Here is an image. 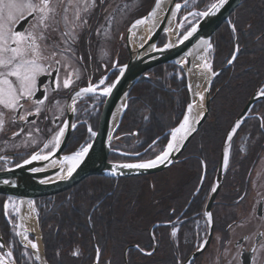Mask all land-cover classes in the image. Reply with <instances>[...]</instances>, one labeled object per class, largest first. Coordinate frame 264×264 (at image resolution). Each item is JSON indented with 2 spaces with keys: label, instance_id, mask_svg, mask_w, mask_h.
<instances>
[{
  "label": "flooded vegetation",
  "instance_id": "obj_1",
  "mask_svg": "<svg viewBox=\"0 0 264 264\" xmlns=\"http://www.w3.org/2000/svg\"><path fill=\"white\" fill-rule=\"evenodd\" d=\"M186 1L189 0H177L181 3L179 21L186 15L183 13ZM198 1H200L198 5L202 6L204 1L208 0ZM153 3L154 0H52L51 7L54 12L47 21V29L40 30L43 32L44 39L38 40L42 54L49 58L43 62L44 67L48 68V73L41 74L37 78L34 96L22 101L23 108L17 111L5 109L0 105V114H2L0 120L3 121V129L0 130V169L16 165L35 152H39L40 155L48 154L53 150L49 141L56 137L61 128L65 129L68 122L71 124V130L61 151L63 156L76 151L91 139V129L85 131L83 128L89 123H94V127L97 128L104 101L103 93L108 88L106 85L114 80L120 67L128 59L127 31L139 18L147 14ZM32 20L33 18L29 16L18 23V30L29 29ZM229 27L232 29V26ZM164 42L165 36L160 37L157 46H161ZM237 50L236 36H234L233 53L224 67L212 69V72L216 73L215 77L223 68L231 66L237 57ZM54 52L56 56L52 59ZM49 65H51L50 68ZM11 79L14 80V78ZM65 79L71 81L68 88L63 86ZM90 86L94 91H82ZM261 90H264V81L255 90L261 98L251 106L247 117L228 147V164L227 167L223 166L221 184L209 211L205 209L212 189L215 187V177L223 144L210 184L207 188L205 187L207 193L203 201L197 205L192 206V200L200 192L203 195L202 185L207 175V166L202 158L199 159V182L192 191L191 197L178 211H176L179 208L178 204L173 202L182 193L186 194L185 186L194 182L198 175L197 169L188 167L190 160L198 159L197 155L191 153L193 149L188 147L193 137L177 162L162 171L163 175H167L178 167L181 171L183 169L190 172L192 179L190 178L178 187L175 192H168L169 194H164L163 189L159 187L153 188L155 193L152 203L154 205L162 203L163 207L168 208V215L152 220L148 232L150 246L147 249L133 246L141 254L156 253L158 231L164 228V233L172 244L176 264H184L189 255L198 250H194V245L198 240V224L200 220L207 219L205 240L200 246L206 241L211 225L210 240L190 264H197L199 261L198 264H264V95L261 94ZM213 93L211 86L212 98ZM37 101H42V103ZM37 109H39L38 115L36 114ZM21 115L25 116L26 120L19 119ZM78 133L82 134L81 141L72 152H67L73 142L72 137ZM45 145L48 146L45 147ZM125 158L122 161L134 159L131 156H125ZM234 168L237 169L233 171ZM229 170L233 174L227 182H224ZM90 177L107 178L101 176L86 178ZM157 180L159 181L160 178ZM74 187L64 192H72ZM248 195H251V198L247 200ZM160 208L154 207V215ZM205 213H211V224L208 223ZM14 219L12 218L13 221ZM12 226L17 240L13 229L14 224ZM174 230L177 232L175 237L171 234ZM179 235L185 238L181 244ZM211 244H214L213 251L205 258L204 255ZM6 246L9 248L8 245ZM24 251L23 249L22 255L30 259ZM94 262L98 264L97 254L91 264Z\"/></svg>",
  "mask_w": 264,
  "mask_h": 264
},
{
  "label": "trees",
  "instance_id": "obj_2",
  "mask_svg": "<svg viewBox=\"0 0 264 264\" xmlns=\"http://www.w3.org/2000/svg\"><path fill=\"white\" fill-rule=\"evenodd\" d=\"M263 33L264 0H242L231 14L229 24L223 23L210 39L212 69L227 63L234 50V36L238 54L231 66L223 68L212 82L215 94L208 115L188 145L198 158L190 160L188 167L197 169L198 175L194 182L185 186L186 194L182 193L173 201L179 207L176 211L188 201L199 182L201 158L207 166L202 185L204 192L194 197L192 206L203 201L207 193L205 187L210 184L229 129L249 96L264 81ZM187 102L186 80L176 65H161L149 70L130 91L111 144L110 159H126L116 151L123 154L144 151L133 157L135 161L154 158L168 142L169 130L182 120ZM72 138L67 152L76 148L82 134ZM153 141L155 143L146 149ZM163 173L117 180L90 177L72 192L37 199V221L47 264H91L96 254L98 264H124L125 258L127 264H176L164 228L158 231L156 253L143 255L133 247L147 249L152 220L168 215V208L162 203H152L153 185ZM232 174L229 170L224 182ZM4 200L5 197L0 196V235L17 264H36L22 255L23 248L12 231V217L8 219L3 210ZM154 207H161L155 215ZM184 239L179 235L180 244Z\"/></svg>",
  "mask_w": 264,
  "mask_h": 264
},
{
  "label": "water",
  "instance_id": "obj_3",
  "mask_svg": "<svg viewBox=\"0 0 264 264\" xmlns=\"http://www.w3.org/2000/svg\"><path fill=\"white\" fill-rule=\"evenodd\" d=\"M241 1L242 0H226L223 6L218 7V9H213L212 5H219L220 3V0H216L206 10L210 12V14L208 16L201 15L200 19L183 36L179 37L178 25L176 22V15L179 9L176 8V5L180 4L177 0H166L164 8L151 32L139 45L134 44L132 30L133 28L144 27L147 25L151 17L150 13L154 11L157 4V0H154L152 7L147 14L138 19H145V23L136 24L135 22L133 24L135 27L132 25V27L127 31L126 49L128 59L120 67L119 73L110 85L111 91L106 93L104 97L97 122L96 132L90 144L87 146L88 151L80 158L79 162L72 171V174L68 175L67 171L62 176L52 177L60 171V163L65 157L61 154V151L65 146L71 130V124L68 122L67 127H65L64 130V135L60 137L59 145L55 146L50 153L40 155L39 152H35L16 165L0 169V195L20 201H29L42 197H51L67 191L89 176H101L116 179L150 176L160 173L172 164L176 163L184 148L207 117L212 99V81L216 75L214 72L209 73L208 81L203 89L202 111L197 117L194 113V104L191 98L192 88H194L195 84L193 79L195 74L193 55L198 48L205 44H209L211 36L223 23H228L229 16L240 5ZM172 15L173 29L167 30L166 27ZM193 27L196 28V31L193 32L187 40H184V36L187 35ZM162 36H165V42L161 46H157L159 38ZM168 64H175L183 73L186 80L188 102L185 114L189 110V106H191L192 114L189 131L183 134L185 137L183 140H179V142L174 145L173 149L169 152L168 159H166L163 163L158 161L156 167L148 169L122 168L120 167L122 164L144 163L145 161L154 160L158 156L162 155L164 151H168L167 145L170 141L172 131L178 128L184 119L183 117L181 122L168 132L169 137L167 144L154 158L134 162H116L109 160L108 157L111 151V144L114 139L113 136L125 111L127 99L131 89L149 70L157 66ZM260 98L261 96H259L258 91H255L250 96L245 106L236 117L232 129L224 140L215 177L214 188L216 191L211 192L206 205V211H209L210 205L221 184L225 157L224 148L227 146L228 151L232 138L247 117V112ZM237 124H239V127H235ZM234 128L235 131L233 132ZM230 135L232 137L231 140L228 139ZM154 143L155 141H153L146 149L151 147ZM143 152L144 151L139 154H142ZM33 155H39L42 158L32 160L31 158ZM43 157H47V159H44ZM25 161L31 162L25 163ZM211 232L212 228L210 225L209 234L205 241L206 243H203V247L201 249L191 253L184 264H190L193 262V260L204 250L210 240ZM38 242L43 261L47 264L44 258L43 243L40 234L38 236ZM9 253L11 252L8 251L0 237V259L3 260L4 264H16L12 254L9 255ZM93 264H96V262ZM124 264H127L126 258L124 259Z\"/></svg>",
  "mask_w": 264,
  "mask_h": 264
},
{
  "label": "snow or ice",
  "instance_id": "obj_4",
  "mask_svg": "<svg viewBox=\"0 0 264 264\" xmlns=\"http://www.w3.org/2000/svg\"><path fill=\"white\" fill-rule=\"evenodd\" d=\"M226 0H220L219 5H212L213 9H218V7L223 6ZM52 0H0V105L5 109L19 110L23 108L22 103L25 99H31L37 88V78L41 74H47L48 68L44 67V61L49 59L42 54L41 47L38 40L44 39L43 32L41 29H47V21L50 15L54 12L51 7ZM157 7H159V0H157ZM180 5H176L179 9ZM210 12L206 11L200 13L202 16H208ZM29 16L33 18L29 29L18 30V23L26 20ZM150 16H155V11L150 13ZM145 23V19L136 21V24ZM135 27V25H133ZM196 28L193 27L191 31L184 36V40H187ZM211 47V45H208ZM56 53L54 52L51 56L55 59ZM231 62V61H229ZM59 63V61H56ZM51 65H49V68ZM204 67L211 71V65L205 63ZM58 71V70H57ZM11 78H14L11 79ZM71 81L69 79L64 80L63 86L68 88ZM103 83V81H101ZM58 84V80H57ZM82 91L91 92L94 89L90 86ZM111 91V87L105 90V93ZM261 94L264 95V90H261ZM79 95V93H78ZM203 99V97H201ZM42 103V101H37ZM191 111V106H189V112ZM36 114H39V109L36 110ZM2 115V114H0ZM32 115V113H29ZM21 120H26V117L21 115L19 117ZM67 127V125H65ZM73 127H75L73 125ZM235 127H239L237 124ZM3 129V121L0 120V130ZM64 128H61L59 133L54 137L56 146L60 143V137L64 135ZM189 131V118L184 117L183 122L180 126L172 131V141H177L178 133ZM235 128L233 129V132ZM94 135V133H93ZM185 137L180 136V140ZM231 135L228 137L231 140ZM52 143V141H49ZM48 145H45L47 147ZM90 147V146H89ZM173 143L167 145L168 151H164L162 155L158 156L154 160H150L144 163H126L120 165L122 168L126 169H148L157 166V162L163 163L169 157V152L173 149ZM88 151V147H82L79 152L70 157H65V160L74 161L73 167L68 169V175L72 174L76 163L79 162V158L82 157ZM39 155H33L32 160L41 159ZM47 159V157H43ZM31 161H25V163H30ZM228 156L225 154L224 166L227 167ZM213 192L216 191L215 188L212 189ZM208 218V223L211 224V213H205ZM172 236L175 237L177 232L174 230ZM31 243V242H30ZM206 243V242H205ZM33 249L37 248L35 243H31ZM203 245L199 246L198 250L201 249ZM11 255V253H9ZM0 264H4L3 260L0 259Z\"/></svg>",
  "mask_w": 264,
  "mask_h": 264
},
{
  "label": "bare ground",
  "instance_id": "obj_5",
  "mask_svg": "<svg viewBox=\"0 0 264 264\" xmlns=\"http://www.w3.org/2000/svg\"><path fill=\"white\" fill-rule=\"evenodd\" d=\"M166 0H159V7H156L154 9L155 11V16H151L147 25L144 27H138V28H133V43L139 45L145 37L151 32L153 29L161 11L164 8ZM172 17L171 16L169 23L167 24L166 29H173L172 25ZM208 44H205L198 48L194 55H193V65H194V88H192V93H191V98L192 102L194 104V113L198 117L202 111V99L203 97V89L208 81L209 78V71L204 67L205 63L208 62ZM185 116H188L189 118V126L191 125V118L192 114L191 111L189 110L186 112ZM184 116V117H185ZM184 120V119H183ZM183 122V121H182ZM180 126V125H179ZM185 132L178 133L177 135V141H172V136L170 137L169 143H173V145H176L179 140L180 136H183ZM168 143V144H169ZM227 152V146L224 148V153L226 154ZM76 154V153H75ZM75 154L69 155L67 157L73 156ZM81 158V157H80ZM79 158V160H80ZM74 161H69L65 160V157L62 159L60 163V171L55 174L52 177H59L65 174L69 168L73 167ZM77 164V163H76ZM40 199V198H37ZM37 199L29 200L27 201H21L20 206H19V219H18V225H17V233H18V238L20 243L28 249V251L31 253L32 257L35 259V261L38 264H45L40 252V246L38 242V228H37V211H36V201ZM34 206H35V212H34ZM29 235H33L35 238V241L30 240L28 238ZM35 243L37 245L36 249H33L31 246V243ZM8 249V248H7ZM8 251L11 252L10 249ZM12 254V252H11ZM13 256V255H12Z\"/></svg>",
  "mask_w": 264,
  "mask_h": 264
},
{
  "label": "rangeland",
  "instance_id": "obj_6",
  "mask_svg": "<svg viewBox=\"0 0 264 264\" xmlns=\"http://www.w3.org/2000/svg\"><path fill=\"white\" fill-rule=\"evenodd\" d=\"M199 3H200V1H186L185 8L183 9L184 10L183 13H185L187 10H189V8L191 6H195L194 9H202L206 5L207 2L204 1V4L202 6H199L198 5ZM179 19H180V15H177L178 25H179ZM186 26H187V24H184V23H182L181 26H179L180 27V29H179V31H180L179 34L180 35L183 34V32L185 31L184 29L186 28ZM207 52H208V62H207V64L211 65V59L209 57V46H208V51ZM210 72H212V68H211V71H209V73ZM109 86L110 85H106V87H109ZM88 109H89V107H88ZM89 111H91V110L89 109ZM93 124L89 123V124L85 125V127L83 129L85 131L87 129H91V132H95L96 128L94 127ZM51 141H52V143H50V146H51V148L52 147L54 148V145H55L54 137L51 139ZM130 161L134 162L135 160L133 159V160H130ZM145 162H147V161H145ZM164 175L163 174L160 175L159 176L160 180L158 182L155 181L157 183L155 184V186L153 185V188L159 187V188L163 189V193L164 194H169L168 192H172V191L175 192L178 187H181L185 182H187L192 177L190 172L188 173V172L184 171L183 169L181 171V168H178V167L171 174H167L165 176ZM192 175H193V173H192ZM250 198H251V195H248L247 200L250 199ZM20 203H21L20 200L12 199V198L6 199V201L4 202V210L6 212V216H8V217L12 216L13 218H15L14 219V228L13 229H14V232H15L16 235H17V232H18L17 231L18 230L17 229V225H18V219H19V210L18 209H19ZM34 212H35V206H34ZM206 226H207V219H203V221L200 220V222L198 224V240L196 241V243L194 245V247H195L194 250L198 249L200 244L205 240L204 238H205V235H206ZM37 228H38V226H37ZM38 232H39V229H38ZM28 238L30 240L35 241V238L30 236V235L28 236ZM213 248H214V244H211L209 246V248L207 249V252L204 255L205 258H207V256L209 254H211V252L213 251ZM24 253H26L25 255L28 258H30L31 262L35 261V259L32 257L31 253L28 250L27 251L25 250Z\"/></svg>",
  "mask_w": 264,
  "mask_h": 264
}]
</instances>
